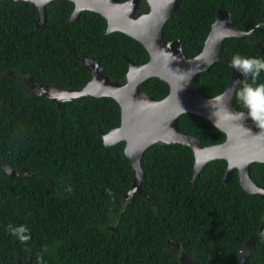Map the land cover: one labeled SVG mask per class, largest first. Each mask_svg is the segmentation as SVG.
Segmentation results:
<instances>
[{"label":"trees","instance_id":"16d2710c","mask_svg":"<svg viewBox=\"0 0 264 264\" xmlns=\"http://www.w3.org/2000/svg\"><path fill=\"white\" fill-rule=\"evenodd\" d=\"M218 6L229 12L235 28H254L243 39L225 37L224 58L264 61L255 46H264V0H178L162 38L178 40L185 57L196 55ZM72 7L69 0H51L35 27L34 5L0 0V161L25 170L15 177L0 170V264H16L17 258L30 264H180L167 241L198 264H236L242 242L256 233L243 264H264V200L240 187L236 168L223 180L226 160L208 162L190 184L191 148L154 144L141 158V188L149 200L138 195L122 204L133 178L125 142L105 146L102 139L119 124L117 103L86 95L57 108L6 74L77 89L89 73L71 54L93 59L119 83L127 68L123 57L134 64L147 61L138 41L120 31L105 33L98 13L82 10L69 21ZM145 10L146 1L139 0L136 13ZM229 75L225 63L214 61L195 74L193 87L212 97L224 90ZM260 84L264 70L241 79L232 105L245 109L238 93ZM139 87L156 100L168 92L154 77ZM178 118L179 130L198 137L202 146L225 140V133L203 116ZM249 175L264 187L263 162H252Z\"/></svg>","mask_w":264,"mask_h":264},{"label":"water","instance_id":"95a60500","mask_svg":"<svg viewBox=\"0 0 264 264\" xmlns=\"http://www.w3.org/2000/svg\"><path fill=\"white\" fill-rule=\"evenodd\" d=\"M20 1V0H17ZM34 5L37 18L34 23H42L43 8L51 0H22ZM73 7L69 21H73L82 10H90L101 15L105 20V33L120 31L136 41L145 49L148 59L145 63L134 64L123 57L127 64L124 81H111L103 74L96 61L86 56H75L89 73L88 80L80 88H58L36 82L35 94L53 101L57 108L66 100H74L89 95L93 97H111L119 107V124L102 135L103 144L112 146L124 141V153L129 158L133 178L126 192L122 195V204L132 201L140 195L146 200L148 196L142 191L143 169L141 158L144 152L154 144H181L191 148L194 156L193 176L190 184L202 168L214 159L227 162L224 181H228L231 170L238 171V182L246 192L259 195L264 200V187L254 182L249 175L252 162L264 163V127L250 116V109H237L231 103L237 83L249 78L242 70L227 61L222 53L221 41L225 37L243 39L254 30H239L232 24L230 14L218 6L215 18L210 24L201 50L192 57H185L178 40L166 41L161 31L164 23L175 11L178 0H145L147 10L136 13L139 0H69ZM264 23V18L261 21ZM261 52L264 46L255 45ZM214 61L225 63L230 75L224 90L212 97L205 96L193 87L196 73L204 71ZM154 77L163 81L168 92L160 100L154 99L140 89V83L146 78ZM243 113L246 119L237 118ZM181 114H195L207 118L225 133L221 143L202 146L199 138L186 135L179 130L178 117ZM0 170L10 177L19 176L23 169L12 167L8 162L0 161ZM257 234V233H256ZM255 235L242 242L237 251V263L243 264L251 249ZM170 241H167V244ZM16 264H30V259ZM180 264H198L187 257L181 250L178 256Z\"/></svg>","mask_w":264,"mask_h":264},{"label":"clouds","instance_id":"9594fccd","mask_svg":"<svg viewBox=\"0 0 264 264\" xmlns=\"http://www.w3.org/2000/svg\"><path fill=\"white\" fill-rule=\"evenodd\" d=\"M233 66L242 70L244 75L252 73L258 75L260 70H264V61L260 59H243L240 56H236L233 61ZM240 99L249 107L250 116L253 120H256L264 127V84H260L256 87L246 85L241 92L238 93ZM240 120L246 119L243 113L236 114ZM23 232L24 229H19ZM21 241H27V236H20Z\"/></svg>","mask_w":264,"mask_h":264},{"label":"flooded vegetation","instance_id":"af4514ba","mask_svg":"<svg viewBox=\"0 0 264 264\" xmlns=\"http://www.w3.org/2000/svg\"><path fill=\"white\" fill-rule=\"evenodd\" d=\"M6 74L9 76H12L13 78L21 80L26 85V87H29V88L30 87H38L36 85V82H38V81L36 80V78H33L32 76H23V75L20 76L19 74H15L13 71H7ZM31 79L34 81V83L32 82Z\"/></svg>","mask_w":264,"mask_h":264},{"label":"rangeland","instance_id":"374dc122","mask_svg":"<svg viewBox=\"0 0 264 264\" xmlns=\"http://www.w3.org/2000/svg\"><path fill=\"white\" fill-rule=\"evenodd\" d=\"M28 79V78H27ZM32 80V79H31ZM32 82L34 83V81L32 80ZM35 88V89H34ZM30 89L31 90H33L34 92L36 91V89H37V87H30ZM168 245L170 246V248L172 249V251L175 253V255L177 256V258H178V256H179V252H180V249H179V247L178 246H176L175 244H172L171 242L170 243H168ZM172 246V247H171ZM20 263H22V262H20Z\"/></svg>","mask_w":264,"mask_h":264}]
</instances>
